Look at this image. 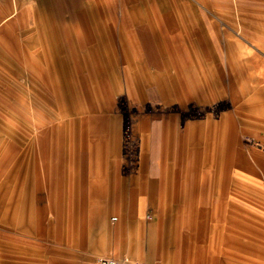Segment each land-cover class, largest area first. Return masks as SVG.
Masks as SVG:
<instances>
[{
    "label": "crops",
    "instance_id": "obj_1",
    "mask_svg": "<svg viewBox=\"0 0 264 264\" xmlns=\"http://www.w3.org/2000/svg\"><path fill=\"white\" fill-rule=\"evenodd\" d=\"M178 2L50 0L40 8L23 7L17 0H13L12 5L8 0L1 3L2 21L16 14L19 20L23 18L20 26L29 22L33 26L52 27L50 35L43 33V29L36 36L20 34L24 50L30 54L25 53L26 71L21 73L24 80L19 94L9 93L23 104V108L17 110L21 119L20 139L33 145L35 135L34 139L46 147L49 134L66 131L69 141L71 133L75 134L71 152L74 160L82 159L86 169L82 173L74 168L69 173L67 195L72 202L71 211H92L93 222L100 224L108 215V207L91 206L95 203L92 199L99 197L106 203L115 202L118 186L123 184L116 173L115 148L111 151L110 170L102 165L101 157L104 153L101 133L106 122L114 120V116L108 114V103L117 90L125 88L137 101L153 98L185 102L195 98L207 102L226 90L234 99L244 98L239 121L226 113L220 121L206 117L188 123L185 134H190L191 138L193 135L194 139L186 144L184 154H190L192 165L190 173L178 180L173 197L179 203L177 223L187 229L193 240L186 264H248L249 259L234 257L233 240L236 233H264V160L259 161V170H256L248 157L235 148V141L239 128L264 131V71L262 68L252 70L261 67L264 59L258 55L236 56L229 46L225 54L219 42L222 38L227 42L232 33L226 28L220 30L218 23L202 9L192 5L176 7ZM256 8L260 7L253 10ZM255 14L249 21L240 19L243 20L241 33L263 42L264 49V15ZM6 24L0 31L7 37L14 23ZM80 26L82 32L78 29ZM61 31L67 33L62 35ZM11 37L14 41L16 34ZM117 42L121 44L119 49ZM141 43L146 44L150 53H139ZM45 90L48 93L44 97ZM161 122L153 124L152 129H170L164 118ZM138 128L145 146L148 120L143 118ZM16 146L15 142L5 155L0 153V166L12 157L19 164L27 161V150L18 152ZM30 164L35 171L33 185L39 187L36 157ZM41 164L46 171L43 160ZM241 169L250 170L251 176ZM60 171L53 199H60L59 194H62L59 189L64 181ZM161 176L162 187L169 185L168 179L165 181L164 175ZM144 181L130 188L132 200L140 202L145 194L155 200L162 194L163 189L157 188L156 181H150L148 188ZM6 184L0 183V194ZM25 184L28 197L32 191L27 178ZM247 201H254L259 208H252ZM115 216L118 218L115 214L112 218ZM252 218H258V230L252 231ZM98 242L99 234L94 232L88 244ZM17 250L13 247L10 256L16 258Z\"/></svg>",
    "mask_w": 264,
    "mask_h": 264
},
{
    "label": "rangeland",
    "instance_id": "obj_2",
    "mask_svg": "<svg viewBox=\"0 0 264 264\" xmlns=\"http://www.w3.org/2000/svg\"><path fill=\"white\" fill-rule=\"evenodd\" d=\"M5 1L0 0V4ZM8 1L13 4V0ZM17 2L23 7L40 8L48 5L50 0ZM187 5L202 9L218 23L220 30L226 28L232 33L227 42L224 38L219 42L224 53L229 46L236 56L249 58L258 55L264 59L263 42L243 35V20H240H251L254 13L264 15V0H179L176 7ZM257 6L260 8L253 10ZM27 17L29 20V13ZM2 18L0 14V22ZM10 22L14 24L10 26V34H7L6 39L2 26L6 23L5 26H9ZM22 22L23 18L19 20L13 14L0 24V153L5 155L15 142L18 152L27 150V161L23 164L15 162V157H12L5 159L0 166V183L7 182L5 189H2L4 195L0 194V264H97V258L101 255H129L143 264H186L193 240L187 229L177 223L179 203L173 197L178 180L185 173H190L192 165L190 154H184V150L194 136L191 138L190 134H185V129L189 122L205 120L206 117L220 121L226 113H231L234 120L239 121L242 116L239 114L240 107L245 99H234L226 90L223 95L207 102L195 98L185 102L153 98L137 101L129 96L125 88L117 90L108 103V114L114 116V120L106 122L107 126L101 133V149L104 150L101 157L102 165L110 168L113 161L111 151L115 148L116 173L123 184L118 186L115 202L110 200L106 203L99 197L92 199L95 203H91V206L100 204L101 208L108 207V215L97 224L93 222L92 211H71L72 202L67 195L69 173L74 168H79L78 171L83 173L85 168L82 159L74 160L71 152L75 134L73 136L71 133L70 141L66 131L49 134L46 147L34 139L35 135L33 145L20 139L21 119L17 110L23 108V104L9 93L19 94V87L24 80L21 73L26 71L25 53L30 54L24 50L21 36L40 35V29L48 35L52 33L49 25L40 27L28 22L26 26H20ZM78 29L82 32L83 27ZM11 34H16L14 41ZM120 46L117 42L118 49ZM140 46L142 50L139 53H150L145 48L146 44L141 43ZM261 68L264 71V64L252 70L256 72ZM47 93L43 91V96H47ZM143 118L149 123L148 143L145 146L142 145L143 135L138 128ZM163 118L170 129L154 131L153 124L161 122ZM237 132L235 148L244 153L250 165L259 170V161L264 160V131L239 128ZM35 157L38 161L36 172L41 182L39 187L33 185L35 171L30 164ZM42 160L46 171L42 169ZM59 170L64 181L59 189H62V194H59L60 199H53L51 196L57 190ZM241 171L248 172L250 176L252 174L247 169ZM162 174L165 181L168 179L169 185L162 187ZM26 178L31 183L32 191L28 197L25 192ZM142 179L145 180V188H148L150 181H156L157 188L163 189L162 194L155 200L148 194L140 202L132 200L129 190ZM247 202L252 208H259L254 201ZM114 214L118 219L112 218ZM251 229H259L258 218L251 219ZM94 232L99 234V242L91 246L88 241L93 240ZM221 237L220 234V242ZM225 238L222 240L225 241ZM233 242L236 259L247 258L248 264H264V233H236ZM13 247L18 249L14 253L16 258L10 256Z\"/></svg>",
    "mask_w": 264,
    "mask_h": 264
},
{
    "label": "built area",
    "instance_id": "obj_3",
    "mask_svg": "<svg viewBox=\"0 0 264 264\" xmlns=\"http://www.w3.org/2000/svg\"><path fill=\"white\" fill-rule=\"evenodd\" d=\"M260 146V145H259ZM113 219H118L116 216ZM97 264H143L129 255H101L97 258Z\"/></svg>",
    "mask_w": 264,
    "mask_h": 264
}]
</instances>
